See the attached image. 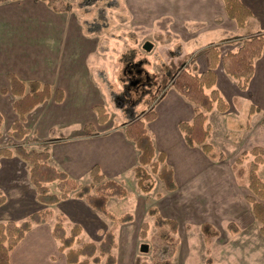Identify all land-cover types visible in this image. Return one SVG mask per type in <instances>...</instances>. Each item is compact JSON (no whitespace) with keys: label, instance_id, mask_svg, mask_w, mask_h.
<instances>
[{"label":"rangeland","instance_id":"1","mask_svg":"<svg viewBox=\"0 0 264 264\" xmlns=\"http://www.w3.org/2000/svg\"><path fill=\"white\" fill-rule=\"evenodd\" d=\"M55 7L63 13L68 10L72 12L70 23L82 29L91 47H87L84 64V56L81 60L82 56L77 53L79 47L75 36L71 38L69 53L64 54L63 51L60 54L52 50L60 70L78 71L73 72V79L78 78L79 90L59 107L55 103L57 91L53 89L54 98L42 104L37 109L40 111L36 112L37 115L29 116L25 125L29 132L23 141L28 150H48L52 139L67 140L88 135L92 132L89 128L85 129L89 124L96 125L97 129L92 125V130L98 133H109L126 127L133 118L142 117L148 111L156 112L170 91L175 75L181 69L197 72V63L207 58L210 46L205 43L201 49L192 50L191 39L195 34H192L189 23L184 27V21L177 18L175 1L56 0ZM250 30L251 27L241 33L247 35ZM7 35L3 30L0 37L4 39ZM41 40L39 47L49 52L51 42L48 38ZM147 42L153 45L151 51L144 49ZM75 45L77 49L74 51ZM66 46L64 44L63 48ZM221 49L226 54L233 48L225 44ZM78 60L81 61L79 68L76 67ZM3 83L4 78L0 76V88ZM6 102L11 117L6 114L0 148L10 146L9 134L17 119L12 107L13 99L0 95V104ZM95 105L105 108L109 116L106 124H98V114L93 108ZM262 120L248 119L243 108L232 107L226 116L216 111L211 114L215 131L208 142L216 147L214 159L208 158L201 147L196 146L190 151L191 160L181 165L183 175L189 170L195 173L193 180L187 179L188 183L183 184L185 178H182L181 185L169 192L158 174L147 166L146 170L152 177L148 184H154L153 190L143 193L136 178L122 185L128 192L127 197H113L108 205L116 220L93 211L82 199L88 210L81 214L72 210L67 226L77 221L82 223L83 243L100 244L104 234L112 231L115 234L113 252L117 264H165L168 246L172 242L164 239L163 230L155 225V217L149 214L150 208H157L163 218L173 219L179 224L178 233L172 235L177 244L173 264H208V259L212 260V264H264V236L247 201V197L251 196L247 170L252 158L236 163L243 152L256 146L264 147ZM153 126H157V123L148 125L150 130ZM219 154L223 158H219ZM259 175L264 181V168H260ZM91 182V176L77 181L82 186ZM26 186L28 212L46 209L36 202L32 183ZM50 188L55 191L56 184L50 185ZM72 199L78 198L71 194ZM62 209L63 205L51 207L55 215L61 213ZM126 215H130L131 219L120 222ZM54 222L55 218H50L43 224L42 228L47 232L38 249L39 255L47 253L34 264L65 262L64 255L58 252L57 242L50 238ZM144 223L149 226L146 238L140 236ZM205 223L212 226L208 234L201 229ZM231 223L238 228V232L230 228ZM142 245L148 246L147 252L141 251ZM27 254L24 253L22 264H26ZM48 256L50 263H47Z\"/></svg>","mask_w":264,"mask_h":264},{"label":"crops","instance_id":"2","mask_svg":"<svg viewBox=\"0 0 264 264\" xmlns=\"http://www.w3.org/2000/svg\"><path fill=\"white\" fill-rule=\"evenodd\" d=\"M171 1L176 3L177 18L184 21V27H187L189 23L192 34H195L191 39L192 50L201 49L205 43L206 46H217L221 55L224 56L228 52H236L245 36L258 33L264 34V0H241L253 16L250 24L243 30L238 29L237 24L228 18L222 0H169V2ZM159 2L165 3L167 0H159ZM71 14L72 12L69 11L65 13L54 11L46 3L38 0H17L0 4V36L3 30H5V34H9L4 39L0 37V76L4 78L3 87L0 90L9 89L8 75L15 74L19 80L27 84L37 81L42 85H49L51 88V99L49 100L54 98L53 89H56L57 92L62 90L64 94L63 101L61 103L55 101L59 107L63 106L69 97L75 96L79 87L78 78L74 80L73 76L78 71L76 69L60 70L58 64H56L55 56L52 55V50H56L60 54L63 51L64 54L69 53L71 38L75 36L79 50L75 45L74 51L76 49L79 51L77 53L82 56L81 60L84 56L82 64L86 62L85 54L87 47H91V43L87 44L85 34L79 26L70 23ZM250 27L251 30L247 35L241 33L247 31ZM47 38L51 42V44L49 43L51 50L44 52L43 47H39V44L42 43L41 39L47 40ZM236 41L240 43L234 44ZM64 44L67 45L65 49L63 48ZM225 44L233 49L223 54L221 48ZM53 53L56 54V52ZM80 62V60L77 61L76 67H80ZM81 66L83 67V65ZM196 69L199 74L207 71L208 59L204 57L203 60H200ZM215 72L217 75L216 88L229 105V110L226 113H221L215 108L212 112L207 113L208 123L211 125L208 142L212 140L211 137L213 131H215L211 123V114L216 111L220 115L226 116L230 113L232 107L236 109L243 108L248 116L251 108L256 107L259 110L251 116L250 120L252 118L264 119V51L262 56L256 60L254 76L246 90H241L238 81L225 73L222 64L218 66ZM0 95L5 98L11 97L13 99L12 107L14 101L17 100L11 94L4 95L0 92ZM41 105L27 115L25 125L28 123L29 116L40 112L37 109ZM194 108L193 104H190L171 87L165 99L156 109L157 118L146 124L153 139L156 158L161 152L166 154V164L174 172L176 188L181 185L182 178H185L183 184L188 183L186 182L187 179L193 180L195 178V173L191 170L185 175L182 174L183 163L186 164L188 159L191 160L190 151L194 148L188 147L184 135L179 129L181 122L191 123L193 121ZM0 113L5 122L6 114L9 116L11 113L7 102L0 104ZM15 115L18 119V115L16 113ZM153 123H157V126H153V129L150 130L148 125ZM262 123H264V120H262ZM93 126L97 129L96 125ZM91 131L88 135L73 139H52L47 150L50 154V164L76 181L90 177L94 166L100 168L106 179L116 181L123 186L128 181L136 178L135 169L140 165V151L137 149L136 144L126 136V127L103 134L92 129ZM211 145L216 148L213 144ZM26 164L18 156L0 158V193L6 197V203L0 206V223L20 222L37 212H28V200L25 197L28 190L26 185L31 184V181L30 174L28 177L29 171L26 170ZM81 200H71L70 198L58 204V206L63 205L61 213L67 217V224L69 214L73 212L72 210H76L80 214L88 210ZM36 202L38 203L37 200ZM90 208L96 211L92 207ZM74 224H79L83 228L82 223L79 221ZM42 227L43 225L35 226L27 234L26 238L11 255L12 264H22L25 252L28 253L25 260L26 264H34V262L41 261L45 257L47 252L39 255L40 249H38L40 241L42 242L46 236L45 232H47ZM48 235L50 236V232ZM52 237L50 236L52 241L55 242ZM32 246H35V248H32ZM48 259L49 256L47 257V263H50ZM61 264L68 263L65 260Z\"/></svg>","mask_w":264,"mask_h":264},{"label":"trees","instance_id":"3","mask_svg":"<svg viewBox=\"0 0 264 264\" xmlns=\"http://www.w3.org/2000/svg\"><path fill=\"white\" fill-rule=\"evenodd\" d=\"M8 1L0 0V4ZM46 3L54 11H60L55 7L56 0H38ZM225 5L226 14L229 19L237 24L238 29L243 30L250 24L252 19L251 11L242 3L241 0H222ZM69 11V10H68ZM264 51V34L258 33L245 36L241 46L236 52H228L222 56L217 46H210L207 51L208 70L199 74L187 69H181L172 81L174 90L194 105L195 116L191 123L181 122L179 129L184 135L188 147H201L203 153L214 159L216 149L208 143L211 134V125L208 123L207 113L215 108L226 113L229 105L216 88L217 75L216 69L222 64L227 75L238 81L239 88L246 90L255 72V63ZM9 89H2V94H11L17 100L13 103L14 112L18 119L12 125V132L9 134L10 146L0 148V158H13L18 156L28 164L30 181L36 192V200L46 209L34 213L24 221L17 223L14 221L0 223V264H12L11 255L15 249L26 238L33 228L37 225L46 224L50 218H55L52 227V236L58 244V252L64 255L68 264H117V257L113 252L115 248V234L110 231L104 234L100 244L94 242L83 243L81 236L83 228L79 224L67 226V217L62 214H54L51 207L69 200L71 194L78 199H84L90 207L102 213L106 217L116 220V216L108 209L110 198H125L128 192L125 187L113 180H108L102 174L98 166H94L90 176L92 182L89 185H80L76 180L70 178L65 172L58 170L50 164V154L47 150L37 151L28 150L23 145L28 130L25 128L26 117L37 106L51 99V88L49 85L37 81L28 84L19 80L15 74H9ZM64 94L58 90L55 101L61 103ZM98 114V123L104 125L108 122V114L103 106H95ZM259 108L252 107L248 119L258 111ZM157 118L154 110L148 111L142 117L133 118L126 125V136L132 140L140 151V165L135 169L138 187L143 193H150L154 184L151 175L146 170L150 166L153 173H157L168 191H175L176 184L174 172L166 164V154L159 153L156 158L152 136L146 127L147 123L153 122ZM4 118L0 113V139L3 137L2 126ZM92 129L91 125L86 129ZM252 158L248 164L247 179L248 189L251 196L247 197L251 205L252 213L259 224L261 235L264 236V181L259 175L260 168H264V147L256 146L249 151L243 152L236 163L240 164L244 159ZM219 158H223L219 154ZM56 184V190L52 191L50 185ZM6 203V197L0 193V206ZM149 214L155 217V225L162 229V234L167 242H172L168 246V254L165 264H173L172 260L176 252L177 244L172 235L178 233L179 224L173 219L163 218L157 208H150ZM131 219L130 215L120 219L125 223ZM234 232L238 228L234 224L229 225ZM149 226L147 223L142 225L140 236L147 237ZM201 229L204 234H208L212 226L203 224ZM208 264L212 260L208 259Z\"/></svg>","mask_w":264,"mask_h":264},{"label":"water","instance_id":"4","mask_svg":"<svg viewBox=\"0 0 264 264\" xmlns=\"http://www.w3.org/2000/svg\"><path fill=\"white\" fill-rule=\"evenodd\" d=\"M152 48H153V45H152L150 42H147V43L144 45V49H145L146 51H151ZM141 251L144 252V253L147 252V251H148V246H147V245H142V246H141Z\"/></svg>","mask_w":264,"mask_h":264},{"label":"flooded vegetation","instance_id":"5","mask_svg":"<svg viewBox=\"0 0 264 264\" xmlns=\"http://www.w3.org/2000/svg\"><path fill=\"white\" fill-rule=\"evenodd\" d=\"M130 73H132V72H130ZM137 73H140V72H137Z\"/></svg>","mask_w":264,"mask_h":264}]
</instances>
